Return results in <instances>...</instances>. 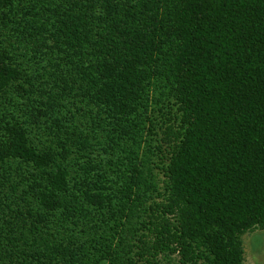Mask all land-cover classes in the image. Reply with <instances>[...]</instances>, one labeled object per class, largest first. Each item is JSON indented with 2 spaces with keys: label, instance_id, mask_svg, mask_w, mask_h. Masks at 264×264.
I'll use <instances>...</instances> for the list:
<instances>
[{
  "label": "trees",
  "instance_id": "trees-1",
  "mask_svg": "<svg viewBox=\"0 0 264 264\" xmlns=\"http://www.w3.org/2000/svg\"><path fill=\"white\" fill-rule=\"evenodd\" d=\"M264 230V0H0V264H244Z\"/></svg>",
  "mask_w": 264,
  "mask_h": 264
},
{
  "label": "rangeland",
  "instance_id": "rangeland-1",
  "mask_svg": "<svg viewBox=\"0 0 264 264\" xmlns=\"http://www.w3.org/2000/svg\"><path fill=\"white\" fill-rule=\"evenodd\" d=\"M244 264H264V230L247 232L241 237Z\"/></svg>",
  "mask_w": 264,
  "mask_h": 264
}]
</instances>
